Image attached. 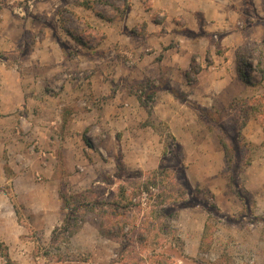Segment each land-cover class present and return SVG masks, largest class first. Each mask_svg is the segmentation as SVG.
Listing matches in <instances>:
<instances>
[{
  "label": "rangeland",
  "instance_id": "rangeland-1",
  "mask_svg": "<svg viewBox=\"0 0 264 264\" xmlns=\"http://www.w3.org/2000/svg\"><path fill=\"white\" fill-rule=\"evenodd\" d=\"M223 9L264 40V0H0V264H264V171L242 175L264 142L240 136L264 58L228 107L184 77L227 52Z\"/></svg>",
  "mask_w": 264,
  "mask_h": 264
},
{
  "label": "crops",
  "instance_id": "crops-1",
  "mask_svg": "<svg viewBox=\"0 0 264 264\" xmlns=\"http://www.w3.org/2000/svg\"><path fill=\"white\" fill-rule=\"evenodd\" d=\"M225 14V25L232 26L230 29L232 32L239 29L238 22L236 20L237 14L234 11L227 13L223 9ZM232 20H235L232 24ZM224 26V25H223ZM222 29H226L221 27ZM229 30V31H230ZM228 31V32H229ZM227 32V33H228ZM237 32V31H236ZM230 33L225 35L221 40L222 45L226 47L227 52L223 57H216L213 59V65L209 66L207 70H202L196 78L195 82V92L192 98L199 105L202 103L206 108H214L215 106L228 107L233 100H251L258 97V91L253 87L246 85L238 76L237 68L235 64V59H233V51L243 42L238 38L240 33ZM236 36L237 40L230 42L229 37ZM257 36V35H256ZM253 36L252 37H255ZM263 38L261 37L259 40ZM230 47V48H229ZM186 69V68H183ZM241 138L251 144L261 145L264 142V132L259 124L253 117H248L247 121L244 123L240 132ZM217 136L215 137V142H217ZM218 159L221 161V167L219 169H224L226 167L225 155L223 151H217ZM264 171V154H260L255 157L243 170L242 175L244 180L248 176L260 175Z\"/></svg>",
  "mask_w": 264,
  "mask_h": 264
},
{
  "label": "trees",
  "instance_id": "trees-1",
  "mask_svg": "<svg viewBox=\"0 0 264 264\" xmlns=\"http://www.w3.org/2000/svg\"><path fill=\"white\" fill-rule=\"evenodd\" d=\"M262 50V51H260ZM258 52L259 56L264 58V40L258 43H253L249 45H241L237 48L236 53V60H237V73L239 78L248 86L255 87L254 79L252 77H249L247 75V72H245V68L251 69L250 64H248V61L250 58H252L253 53ZM264 61H258L257 63V72L259 74V78L257 80V84H260L264 81ZM202 68L198 64H196V60L194 58L191 59L190 62V69L189 71L184 73V77L187 81L188 85L194 84L196 82L195 78H191L190 75L197 76L201 72ZM255 72V71H254ZM242 107H247V110L249 111V115L254 117V119L259 122L262 129L264 130V98L261 99H255L251 104H245L242 103ZM64 186V185H63ZM8 194V193H7ZM59 198L62 202V209L67 211H72L73 209H90L94 210L98 209V206L101 207L100 202H89L87 199L90 195H92V192L90 190L84 191L82 193L74 194L71 196H67L65 194H62L61 188L58 191ZM9 199L12 201L13 197L9 194ZM75 205V206H73ZM127 206H124V208H127ZM13 208L15 209V213L18 215L17 207L15 204H13ZM76 212V210H74ZM69 213V212H68ZM105 215L104 224L101 222L98 226L99 232L101 235L106 239H114L112 233L109 231V228L106 232H104V227H112L115 226V223L109 219L108 214L106 215L103 212V216ZM77 216V214L71 213L66 214L65 218L63 220V225L61 227L62 230H65V227H68V219L75 220L71 217ZM4 258L7 263L11 264V260L9 258V255L7 254V250L5 249Z\"/></svg>",
  "mask_w": 264,
  "mask_h": 264
}]
</instances>
